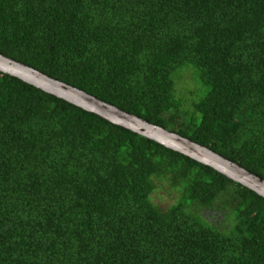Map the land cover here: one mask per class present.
<instances>
[{"label":"trees","instance_id":"trees-1","mask_svg":"<svg viewBox=\"0 0 264 264\" xmlns=\"http://www.w3.org/2000/svg\"><path fill=\"white\" fill-rule=\"evenodd\" d=\"M0 54L264 179V0H0ZM0 264H264V199L0 72Z\"/></svg>","mask_w":264,"mask_h":264},{"label":"water","instance_id":"water-1","mask_svg":"<svg viewBox=\"0 0 264 264\" xmlns=\"http://www.w3.org/2000/svg\"><path fill=\"white\" fill-rule=\"evenodd\" d=\"M0 72L17 78L82 110L91 112L109 123L150 139L162 147L178 152L180 155L208 166L225 176L228 180L251 190L264 199V179L243 169L237 163L171 130L148 123L137 116L120 110L90 94L54 78H50L29 66L1 54Z\"/></svg>","mask_w":264,"mask_h":264},{"label":"rangeland","instance_id":"rangeland-1","mask_svg":"<svg viewBox=\"0 0 264 264\" xmlns=\"http://www.w3.org/2000/svg\"><path fill=\"white\" fill-rule=\"evenodd\" d=\"M189 67V65H186ZM184 69L178 70L175 74L174 72L171 75L172 80H174V89L177 97H185L188 98V90L192 88L193 79L190 78V72L184 71ZM190 78V80H189ZM196 84V79L195 83ZM198 84V83H197ZM189 100V99H187ZM186 105V104H184ZM161 184L156 183V189L152 194V201L157 204L158 207L164 208L167 204L171 203L174 199V193L169 191L168 188L164 186H160Z\"/></svg>","mask_w":264,"mask_h":264}]
</instances>
